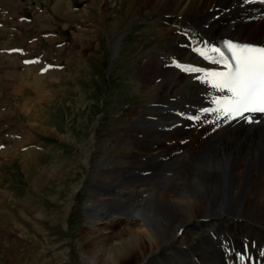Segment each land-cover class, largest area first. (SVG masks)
Instances as JSON below:
<instances>
[{"label":"bare ground","instance_id":"6f19581e","mask_svg":"<svg viewBox=\"0 0 264 264\" xmlns=\"http://www.w3.org/2000/svg\"><path fill=\"white\" fill-rule=\"evenodd\" d=\"M140 1L149 8L143 18L150 16L158 25L149 38L155 44L134 69L148 102L132 120L135 125L116 130L110 152L121 151L107 156L95 173V183L101 180L107 188L103 193L91 190V204L85 205L91 215L82 235L87 257L81 258L87 264H127L141 255L142 264H152L150 255L163 244L158 252L178 251V264H224L236 251L245 256L246 250L264 264V122L215 123V116L202 110L214 104L217 90L196 78L202 74L186 73L172 63L175 59L212 70L216 67L193 51L203 42L216 47L222 37L264 42V18L253 21L264 7L260 0ZM172 111L178 113L176 119ZM195 116L200 119L189 123ZM174 121L178 125L171 130ZM150 129L157 137L146 149ZM194 143L198 145L190 148ZM146 151L157 161L172 158L162 166L159 181L153 179ZM169 164L183 168L172 171ZM144 170L147 176L139 173ZM175 173L178 180L172 179ZM138 198L148 205L135 204ZM111 207L118 209L112 213ZM199 217L203 219L194 223ZM174 224L176 231L206 227L208 232L181 245L183 231L177 237Z\"/></svg>","mask_w":264,"mask_h":264},{"label":"rangeland","instance_id":"374dc122","mask_svg":"<svg viewBox=\"0 0 264 264\" xmlns=\"http://www.w3.org/2000/svg\"><path fill=\"white\" fill-rule=\"evenodd\" d=\"M83 1L89 5L80 11ZM38 9L43 12L36 15ZM147 9L140 0H0V22L6 26L0 28V39L10 42L0 48L23 46L29 36L38 38L34 43L38 52H45L46 61L52 62L56 54L61 59L66 55L64 61L68 58L59 76L39 68L18 76L0 54V131L20 136L18 148L31 142L47 149L37 154L20 149L0 152V264H87L81 258L87 257L82 235L91 215L85 205L91 204V190L96 187L94 192L103 193L107 188L100 178L95 183V173L107 156L121 151L110 152L116 130L135 125L132 120L148 102L134 74L137 62L155 44L150 36L158 31L150 16L143 18ZM29 14L33 22L18 20ZM59 41L67 44L57 50ZM156 137L148 130L146 149ZM164 147L156 144L160 151ZM146 154L153 179L159 181L162 166L172 158L161 162L155 154ZM167 166L172 171L183 168ZM178 178L175 173L172 179ZM143 201L139 205L147 206ZM116 210L111 207L112 213ZM177 228L174 224L172 232L180 237L177 232L183 229ZM206 230H183L179 244L189 245ZM162 245L150 255L152 264H178V251L160 253ZM142 260L135 255L127 264Z\"/></svg>","mask_w":264,"mask_h":264},{"label":"snow or ice","instance_id":"6c2138e0","mask_svg":"<svg viewBox=\"0 0 264 264\" xmlns=\"http://www.w3.org/2000/svg\"><path fill=\"white\" fill-rule=\"evenodd\" d=\"M243 3L250 0H242ZM225 55L220 47L203 42L193 49L200 57L214 64L222 65V70H204L194 65L181 64L173 59L172 63L186 73H202L197 79L218 91H227L229 95L217 97L211 110L217 113V119L232 121L241 119L247 123L257 122L255 114L264 115V45L223 41ZM16 51V50H14ZM34 61H25L33 63ZM200 119L199 116L191 117ZM264 255V252L261 253ZM243 260V256L238 257Z\"/></svg>","mask_w":264,"mask_h":264}]
</instances>
